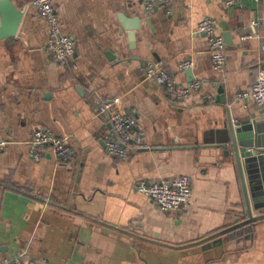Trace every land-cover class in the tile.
<instances>
[{
	"label": "crops",
	"instance_id": "1",
	"mask_svg": "<svg viewBox=\"0 0 264 264\" xmlns=\"http://www.w3.org/2000/svg\"><path fill=\"white\" fill-rule=\"evenodd\" d=\"M13 1L23 17L0 40V139L9 142L0 153V264L22 250L44 264H264V216L248 220L230 142L231 128L259 121L246 153L264 157V114L234 98L264 65V0H169L151 12L140 0H52L61 33L76 43L63 64L47 50L46 21L29 0ZM204 18L226 45L221 75L198 32ZM186 60L192 67L180 71ZM148 62L200 90L172 100L146 77ZM105 101L144 132L145 148H129L125 160L105 153ZM37 129L75 156L57 162L47 146L35 161L27 143ZM181 175L192 194L178 212L136 190L140 180Z\"/></svg>",
	"mask_w": 264,
	"mask_h": 264
},
{
	"label": "built area",
	"instance_id": "2",
	"mask_svg": "<svg viewBox=\"0 0 264 264\" xmlns=\"http://www.w3.org/2000/svg\"><path fill=\"white\" fill-rule=\"evenodd\" d=\"M143 9L151 12L159 6H169V0H140ZM233 0H226L230 5ZM37 12V15L46 21L49 27L47 50L52 59L58 63H67L72 57L75 49V41L61 33L60 21L53 6L52 0H29ZM198 32L204 33L208 38L209 53L213 70L223 74L226 66V45L220 34L215 30V21L204 18L198 25ZM244 39L250 36L243 37ZM145 75L160 88L166 90L168 96L174 100H185L191 93L200 90L199 82H191L187 86L175 84L166 68L160 63L148 62L144 65ZM74 69L76 64H72ZM192 67L190 61H183L179 64V70L183 71ZM210 102L214 98L206 96ZM238 102H251L256 108L261 109L264 114V65L258 67L256 76L250 87L234 95ZM97 112L106 117L112 126V133L106 134L104 138L105 153L111 158L125 160L129 157V148L140 150L145 148L144 132H134L135 120L126 116L113 107V103L105 101L98 105ZM9 144L8 141L0 139V153ZM30 147L31 157L39 161L42 157V149L50 147L53 150L57 162H68L75 156V151L65 139L44 129H37L33 132L27 143ZM136 190L153 200L158 208L164 212H178L191 197V182L187 176H176L165 180L148 181L140 180L136 184ZM28 250H22L11 258H7L2 264H44V262H33Z\"/></svg>",
	"mask_w": 264,
	"mask_h": 264
},
{
	"label": "water",
	"instance_id": "3",
	"mask_svg": "<svg viewBox=\"0 0 264 264\" xmlns=\"http://www.w3.org/2000/svg\"><path fill=\"white\" fill-rule=\"evenodd\" d=\"M22 17L23 12L15 5L13 0H0V40L16 35ZM261 113H263V111H261ZM253 117L255 116H252V118ZM259 123V121L256 123L248 120L238 123L236 125L237 128L233 127L230 129L231 147L237 158L249 221L264 216V214L251 216L252 210L258 212L264 211V157H257L246 153L248 148L254 147L256 143L255 139H258L255 130L259 132V127L261 128V126L258 127L257 125ZM255 124L257 126H255ZM243 152H245V155H243ZM239 153L242 154L244 170L239 158ZM244 173L248 182L247 187L244 183Z\"/></svg>",
	"mask_w": 264,
	"mask_h": 264
},
{
	"label": "rangeland",
	"instance_id": "4",
	"mask_svg": "<svg viewBox=\"0 0 264 264\" xmlns=\"http://www.w3.org/2000/svg\"><path fill=\"white\" fill-rule=\"evenodd\" d=\"M181 176H185V175H181ZM188 177V176H187ZM189 178V177H188ZM168 179V178H167ZM163 180H165V179H163ZM189 180H190V178H189ZM191 194H192V190H191Z\"/></svg>",
	"mask_w": 264,
	"mask_h": 264
}]
</instances>
